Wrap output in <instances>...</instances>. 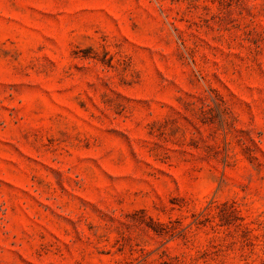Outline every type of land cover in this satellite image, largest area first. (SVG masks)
Instances as JSON below:
<instances>
[{"label": "rangeland", "instance_id": "374dc122", "mask_svg": "<svg viewBox=\"0 0 264 264\" xmlns=\"http://www.w3.org/2000/svg\"><path fill=\"white\" fill-rule=\"evenodd\" d=\"M0 264H264V0H0Z\"/></svg>", "mask_w": 264, "mask_h": 264}]
</instances>
